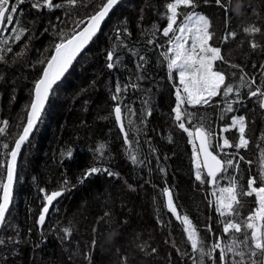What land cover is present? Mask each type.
I'll list each match as a JSON object with an SVG mask.
<instances>
[{
    "label": "trees",
    "instance_id": "1",
    "mask_svg": "<svg viewBox=\"0 0 264 264\" xmlns=\"http://www.w3.org/2000/svg\"><path fill=\"white\" fill-rule=\"evenodd\" d=\"M32 2L25 0L15 18L29 29L27 36L19 44L10 41L13 52L0 61V126L9 122L6 133L0 134V145L9 144L8 150L0 146V184L7 152L22 129L33 86L44 67L40 61H46L62 35L78 31L84 25L78 22L85 23L105 0H77L75 7L67 0H54L63 6L39 10L31 7ZM169 2L125 0L52 92L34 138L20 156L13 206L0 235V264H194V260L199 264V253L192 251L184 225L167 207L165 189L172 193L180 215H187L205 237V249L217 236H224L221 221L227 218L216 212L212 193L229 186L232 177L246 187L247 179L260 172L264 150L260 107L264 97L250 96L251 90L264 89V0H231L227 15L214 0H198L194 10L209 19L215 33L211 43L222 49L227 61H218V67L240 96L234 92L214 97L211 106L185 105L196 114L192 124L185 120L186 126L191 129L202 118L216 134L213 146L222 143L221 136L236 143V128L221 129L231 125L232 117L243 116L250 141L247 149L239 150L244 161L235 148L216 149L224 160L238 162L239 170L227 168L212 189L195 179L193 145L175 121L178 82L174 73L169 77L163 55L169 47V37L163 36ZM189 11L182 9L184 14ZM182 20L183 15L177 23ZM252 25L261 32L244 31ZM229 32H235V38L223 42ZM14 35L8 31L3 37ZM253 42L258 47L253 48ZM108 52L114 54L112 69L107 67ZM241 76L246 82L255 78L256 84L241 87ZM117 86L121 92L113 100ZM229 103L232 112L225 111ZM117 104L129 143L115 120ZM130 155L137 157L135 164ZM92 167L117 175L101 171L81 182ZM54 191L62 195L40 228L44 198ZM241 201L235 219L243 222L255 204L254 197L242 196ZM231 239L232 235L224 236V243ZM245 260L249 261L247 255ZM204 264L212 261L204 257Z\"/></svg>",
    "mask_w": 264,
    "mask_h": 264
},
{
    "label": "snow or ice",
    "instance_id": "2",
    "mask_svg": "<svg viewBox=\"0 0 264 264\" xmlns=\"http://www.w3.org/2000/svg\"><path fill=\"white\" fill-rule=\"evenodd\" d=\"M205 3L208 0H204ZM231 0H214L215 5L220 7L225 15L230 11ZM25 0H0V34L11 31L15 33L14 36H7L0 38V61L5 60L7 53L13 52L10 46V41L19 44L29 29L24 26L21 21L15 18L21 14L19 6L24 4ZM119 3V0H105L99 7L95 14L88 17L87 23L83 20L78 22L84 24L79 31L73 33L66 38L62 35L60 42L54 45L51 55L46 61H40L44 64L42 74L39 79L35 81L34 99L32 100L27 111L26 123L22 127V132L14 142L7 155L10 160L7 161V182L0 184L3 189L2 198H0V225H4L6 221V213L9 211V205L12 198L13 178L16 166L17 156L22 145L28 140L41 115L44 111L45 104L49 99V95L53 90V86L64 77L69 68L76 60L77 56L84 50L85 46L96 36L100 31L102 23L113 8ZM67 5L75 7L77 0H67ZM63 5L55 3L54 0H33L31 7L34 9L41 8H60ZM198 7V0H171L166 4V19L167 26L163 28V36L169 37L168 43L171 45L167 52H165L164 59L167 61V68L169 77L172 78L173 73H178L179 83L181 88L176 90V106L173 109L175 113V121L178 127L187 133L189 143L193 145V159L196 165L195 179L203 183H208L215 186L217 180L227 170V168H235L239 170V163H234L232 158L224 160L216 149L224 152L225 149L235 148L236 155L239 156L240 149H247L249 146V139L246 138V122L243 116L232 117L231 125L221 129V132H228L236 128L239 133L238 142L233 143L229 138L221 136L222 143L217 142L214 146L211 141L216 135L209 127H206L203 119L201 122L191 129L186 126L185 120L188 124H192L196 118V114L188 112L184 106H211L213 98L223 95L229 97L230 94L236 93L240 96V91L235 88L232 83L228 82L227 75L221 71L217 62L223 61L227 63L225 57L222 55V49L214 46L211 43L214 39L215 33L210 31L211 23L209 19L196 11ZM192 9L186 14L182 13V9ZM183 15V20L178 24V19ZM20 25L19 27H9L12 25ZM247 33H259L261 29L252 25L244 29ZM172 34V35H170ZM235 32H229L222 38L223 42L231 38H235ZM30 39V38H29ZM253 48L258 47L256 43H252ZM22 47L26 50L28 45L24 43ZM170 53V55H169ZM24 52H18L16 55L22 56ZM114 59L113 52L107 53V64L109 69L115 67L111 61ZM143 60V57H141ZM231 67H239L238 65H231ZM264 67V66H262ZM256 84L255 78L250 82L245 81V77H240L241 87H248L251 89L252 85ZM121 88H115L116 95L112 99L117 100ZM252 97H264V89L260 87L250 91ZM238 102V101H234ZM260 107L264 108V99L260 100ZM226 112H232V103H229ZM115 119L120 125V131L124 134L125 143H129L128 133L125 131V126L122 120V109L119 104L114 108ZM150 115V113H149ZM0 126V134H5L9 122L2 121ZM199 141V144H196ZM4 149H9L8 143H3ZM71 155V153H69ZM225 155H228L225 153ZM131 161L135 164L137 157L130 155ZM244 156H239L240 161H244ZM251 164V161H247ZM227 166V167H226ZM104 171L109 176L117 175L108 169H100L92 167L81 178V182L88 176ZM67 185L68 181L65 180ZM216 196L215 210L221 217H226L221 221L223 225L224 236L232 235L230 243H224V236H217L215 241L211 243L210 247L205 249V237L201 235L198 228L193 225L192 221L187 215L181 216L174 204L172 193L164 190V195L167 197V207L172 212L176 219L180 220L184 225L183 231L187 234V239L190 242L191 249L194 253H199V264H204V257H208L212 264H264V150L260 153V172L258 175L250 176L246 181V187L242 188L236 177H232L227 187H220L212 193ZM62 195V191H54L45 196L47 205H45L39 215L38 223L43 225L45 222V214L48 213V205H52L57 197ZM254 197L255 206L250 210L243 222L235 219L240 215L239 207H242L241 197ZM69 232V229H64ZM208 232L212 233L211 226H208ZM215 235L214 233H212ZM235 234H240L237 237ZM2 243V241H0ZM243 249H246L245 252ZM155 251V249H153ZM218 254V255H214ZM231 254V255H229ZM248 256L249 261L245 260ZM262 257L261 259H253ZM239 258V259H237ZM194 264L197 262L194 260Z\"/></svg>",
    "mask_w": 264,
    "mask_h": 264
},
{
    "label": "water",
    "instance_id": "3",
    "mask_svg": "<svg viewBox=\"0 0 264 264\" xmlns=\"http://www.w3.org/2000/svg\"><path fill=\"white\" fill-rule=\"evenodd\" d=\"M124 1H125V0H119V3L113 8V10L109 13V16L106 17L105 21L102 23L101 29H100V31L96 34V36L101 32V30L103 29V27H104V25L106 24V22L112 17V15H113L114 12L116 11V9H117V8H118V7L124 2ZM94 14H95V13H94ZM87 20H88V19H86L85 24L87 23ZM83 26H84V25H83ZM83 26H82V27H83ZM82 27H81V28H82ZM81 28H80V29H81ZM80 29H79V30H80ZM79 30H78V31H79ZM96 36H95V37H96ZM95 37H93V39H92V40H91V41L85 46L84 50H83V51L77 56L76 60L73 61V64H72L71 67L69 68L68 72L65 73L64 77H62L61 80L58 81L57 84L53 86V90H52V92L55 90V88H56L59 84H61V83L65 80V78L68 76V74H69L70 71L72 70V68H73L74 64L76 63V61L78 60V58H79V57H80V56H81V55L87 50V48L90 46V44H91L92 41L95 39ZM51 53H52V52H51ZM50 55H51V54H50ZM41 74H42V71H41L40 75H41ZM39 77H40V76H39ZM38 79H39V78H38ZM38 79H37V80H38ZM34 86H35V84H34ZM34 86H33V90H32V96H31L30 104H31L32 100L34 99ZM52 92L50 93V95H49V99H48V101H47L46 104H45V108H44V111H43V113H42V115H41V118H40L39 122L37 123V125H36V127L34 128V130L32 131V133L29 135L28 140L22 145V147H21V149H20V152H19V154H18V156H17L16 166H15V172H14V178H13L12 198H11V203H10V205H9V211H8V213H6V218H7L8 214H9V212H10L12 206H13V199H14L15 190H16V185H17V171H18V163H19V160H20V156H21V154H22V152H23L25 146L27 145V143H29V142L34 138V135H35V133H36V131H37L39 125H40V122H41V120H42V118H43V116H44V113H45V111H46V108H47V106H48V104H49V101H50V98H51ZM30 104H29V106H30ZM28 109H29V107H28ZM27 111H28V110H27ZM26 117H27V112H26V116H25L24 124L26 123ZM115 120H116V119H115ZM116 123L119 125V123H118L117 121H116ZM24 124H23V125H24ZM119 126H120V125H119ZM22 127H23V126H22ZM21 132H22V129L20 130L19 134H20ZM18 136H19V135H18ZM17 138H18V137H17ZM17 138H16V139H17ZM14 142H15V141H14ZM196 144L198 145V144H199V141H196ZM12 147H14V143H13V146H12ZM9 160H10V156L7 157V161H9ZM7 161H6V164H5V172H4V176H3L2 184L7 182V167H6V165H7ZM208 186H209L210 188H213V185L208 184ZM51 193H52V192H51ZM51 193H49V194H51ZM2 195H3V189L0 188V198H2ZM60 197H61V196L57 197V199H56L55 201H53L52 205H48V207H49V211H48L47 214H45V222H46L47 217H48V215H49V213H50V211H51V208L54 206L55 202H56ZM45 205H47V201H46L45 198H44V204H43V207H44ZM43 207L41 208V211H42ZM41 211H40V213H41ZM39 215H40V214H39ZM38 218H39V216H38ZM45 222H44V224H45ZM44 224H43V225H44ZM43 225H40V224H39V227L42 228ZM3 226H4V225H0V235H1V231H2Z\"/></svg>",
    "mask_w": 264,
    "mask_h": 264
},
{
    "label": "rangeland",
    "instance_id": "4",
    "mask_svg": "<svg viewBox=\"0 0 264 264\" xmlns=\"http://www.w3.org/2000/svg\"><path fill=\"white\" fill-rule=\"evenodd\" d=\"M167 26V25H166ZM171 45H169V47H170ZM169 47H168V49H169ZM167 49V50H168ZM167 52V51H166ZM169 55H170V53H169ZM174 74H175V76H176V79H177V82H178V85L176 86V90L178 89V88H181V85H180V83H179V77H178V73H175L174 72ZM176 90H175V95H176ZM238 137H239V135H238ZM13 146V145H12ZM5 164H6V162H5ZM5 164H4V172H5ZM3 180V179H2ZM1 183H2V181H1ZM204 184H206V183H204ZM208 184V183H207ZM206 184V185H207ZM208 186V185H207ZM17 187V186H16Z\"/></svg>",
    "mask_w": 264,
    "mask_h": 264
},
{
    "label": "flooded vegetation",
    "instance_id": "5",
    "mask_svg": "<svg viewBox=\"0 0 264 264\" xmlns=\"http://www.w3.org/2000/svg\"><path fill=\"white\" fill-rule=\"evenodd\" d=\"M6 33L7 32L0 34V38H2Z\"/></svg>",
    "mask_w": 264,
    "mask_h": 264
}]
</instances>
